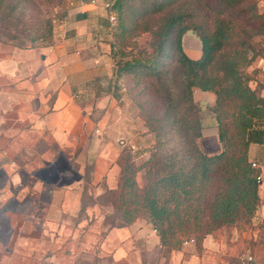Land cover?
<instances>
[{
  "label": "crops",
  "instance_id": "obj_1",
  "mask_svg": "<svg viewBox=\"0 0 264 264\" xmlns=\"http://www.w3.org/2000/svg\"><path fill=\"white\" fill-rule=\"evenodd\" d=\"M107 3L75 0L48 46L0 41V264H264V231H244L257 245L234 258L226 233L167 254L146 219L106 222L114 205L104 196L118 186V158L131 150L142 162L154 142L127 109L100 37ZM248 70L264 96V47ZM207 142L202 135V150ZM249 156L262 170L257 223L264 219V140L250 144ZM238 236L235 230L230 240Z\"/></svg>",
  "mask_w": 264,
  "mask_h": 264
},
{
  "label": "trees",
  "instance_id": "obj_2",
  "mask_svg": "<svg viewBox=\"0 0 264 264\" xmlns=\"http://www.w3.org/2000/svg\"><path fill=\"white\" fill-rule=\"evenodd\" d=\"M239 1L110 0L106 7L116 14L122 45L133 35L154 31L157 36L153 54L118 61L123 69L117 79L134 82L129 94L154 142L143 151L149 156L142 162L131 150L118 158V186L104 196L114 205L106 222L120 227L146 219L167 254L185 241L193 239L201 248L207 235L220 240L226 233L228 255L235 258L257 245L242 237L244 231H264V219L253 220L262 203V170L249 156L250 144L264 140V96L251 85L256 74L248 67L255 53L250 55L253 43L239 20L242 12L227 11ZM61 2L0 0V41L19 48L48 46L43 43L52 39L55 20L49 8ZM249 10L252 17H264L255 4ZM190 29L200 37L198 58L183 48ZM196 89L215 94L208 108L222 145L217 153H206L199 144L204 126ZM235 230L238 239L231 241Z\"/></svg>",
  "mask_w": 264,
  "mask_h": 264
},
{
  "label": "rangeland",
  "instance_id": "obj_3",
  "mask_svg": "<svg viewBox=\"0 0 264 264\" xmlns=\"http://www.w3.org/2000/svg\"><path fill=\"white\" fill-rule=\"evenodd\" d=\"M100 1L107 2L110 0H100ZM209 2L215 5L217 4L218 0H209ZM254 4L256 5V10L258 13L264 12V0H242L239 1L236 5L227 9V11L232 14L242 12V14H240L239 16V20L247 27L248 32L251 35V42L253 43V48L250 51V55H252V53L255 54L260 53L262 48L264 47L261 46L262 43H264V17L251 16L252 11H250L249 9ZM73 7H75V4L71 5L69 3V0H62V2L59 5L51 6L49 8L51 15L55 19L53 24V37L52 39L44 42L43 45L52 44V42L54 41V32L56 27L61 24V20L63 17L66 16L68 10H70ZM33 11L37 12L38 9L34 8ZM115 25L116 24H112L110 22L107 13L104 16V27L106 28V30H103L100 37H102L103 39H107L109 54L112 56V58L115 61V66H116L115 69L117 71V75H119L123 67L122 64L118 63V61H122L126 58H131L132 55L141 54L142 56H149L153 54L154 46L157 41V36L154 31L145 32L137 36L133 35L127 39L125 45H122L117 36V26ZM27 44L29 45L30 43L28 42ZM121 47L124 48V51L127 54L125 58L121 57V53H120ZM183 48L186 51V53L192 58H198L202 53L200 37L192 29L187 30L183 36ZM116 83L118 85L121 96L123 97V101L125 100L130 102V106H127V109L131 111L136 118H138L137 105L132 100L129 94V89L130 87L133 86L134 82L126 77H120L117 79L116 76ZM194 98L199 103L201 108L200 117L202 119V124L204 126L203 135L204 138L208 141L206 148L204 147L203 150L209 154L219 152L222 146L217 139V130H218L217 121L214 118L212 112L208 108L210 103L214 102L215 94L213 92H207L200 89H196L194 92ZM143 126L145 127L144 124ZM152 135L154 136L153 133ZM142 175H143L142 179L145 180L146 178L145 174Z\"/></svg>",
  "mask_w": 264,
  "mask_h": 264
},
{
  "label": "built area",
  "instance_id": "obj_4",
  "mask_svg": "<svg viewBox=\"0 0 264 264\" xmlns=\"http://www.w3.org/2000/svg\"><path fill=\"white\" fill-rule=\"evenodd\" d=\"M93 2H95V0H93ZM69 3H70L71 5H74V4H75V1H74V0H69ZM108 5H109V3L106 4V7H107ZM108 18H109V20H110V22H111L112 24H116V14H115V12L110 11V12L108 13ZM254 165H257V164L254 163ZM192 241H194V240H193V239H192V240H188V241H185V243L192 242Z\"/></svg>",
  "mask_w": 264,
  "mask_h": 264
}]
</instances>
